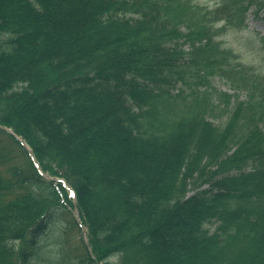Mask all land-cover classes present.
<instances>
[{
	"label": "trees",
	"instance_id": "16d2710c",
	"mask_svg": "<svg viewBox=\"0 0 264 264\" xmlns=\"http://www.w3.org/2000/svg\"><path fill=\"white\" fill-rule=\"evenodd\" d=\"M253 8L0 0V125L77 201L0 129L27 157L0 170V264L83 227L81 264H264V64L224 43Z\"/></svg>",
	"mask_w": 264,
	"mask_h": 264
},
{
	"label": "rangeland",
	"instance_id": "374dc122",
	"mask_svg": "<svg viewBox=\"0 0 264 264\" xmlns=\"http://www.w3.org/2000/svg\"><path fill=\"white\" fill-rule=\"evenodd\" d=\"M202 4H213L214 0H199ZM247 26L242 30H231L224 36V43L233 50L234 55L237 57V61L253 65L260 66L264 64V10L260 12L259 17H256L254 13V8L250 10L246 17ZM230 57H231V53ZM224 89L227 87L220 84ZM1 126V125H0ZM3 127V126H2ZM3 130L2 128H0ZM4 131V130H3ZM0 155L6 156L5 163L1 166L0 170H4L6 165L16 162L23 164L27 161L26 153L21 147L16 145V143L10 139L7 135L0 133ZM54 179V178H53ZM78 210V209H77ZM72 211V217L75 218L77 212ZM62 222H58L59 226L67 225L70 222L71 217L68 213H65L60 217ZM84 230L82 232H73L70 236L66 238V245L64 242L65 236L59 231L57 236L53 239L51 245H49L48 251L51 253L50 260L47 264H81L80 256L82 250H77L78 243H82L81 239L83 237V242L86 243V233ZM64 238V239H63ZM85 240V241H84ZM68 255L69 261L66 259ZM117 258H112L109 262H117ZM33 264H40L38 260H35ZM45 264V263H44Z\"/></svg>",
	"mask_w": 264,
	"mask_h": 264
},
{
	"label": "water",
	"instance_id": "95a60500",
	"mask_svg": "<svg viewBox=\"0 0 264 264\" xmlns=\"http://www.w3.org/2000/svg\"><path fill=\"white\" fill-rule=\"evenodd\" d=\"M0 128H2L4 131H7L8 133H10V134H12L13 136H16L10 129H8V128H6V127H2V126H0ZM19 140H21V143L23 144V145H25V141L22 139V138H20V137H17ZM45 176H47V175H45Z\"/></svg>",
	"mask_w": 264,
	"mask_h": 264
}]
</instances>
